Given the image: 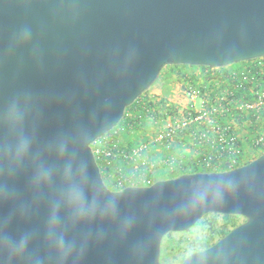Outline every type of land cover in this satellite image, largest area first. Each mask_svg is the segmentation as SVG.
Here are the masks:
<instances>
[{"label":"water","instance_id":"obj_1","mask_svg":"<svg viewBox=\"0 0 264 264\" xmlns=\"http://www.w3.org/2000/svg\"><path fill=\"white\" fill-rule=\"evenodd\" d=\"M263 57L264 0H0V264H161L209 214L181 264H264V154L115 191L92 148L165 67Z\"/></svg>","mask_w":264,"mask_h":264},{"label":"built area","instance_id":"obj_2","mask_svg":"<svg viewBox=\"0 0 264 264\" xmlns=\"http://www.w3.org/2000/svg\"><path fill=\"white\" fill-rule=\"evenodd\" d=\"M187 83L183 89L185 102L167 103V108L174 109L163 112V118L154 121L167 123V127L160 131L158 140L172 146L188 139L199 149L201 156L189 165L186 171L189 173L206 170L224 172L247 164V154L242 148L238 129L246 124L252 125L256 131L254 149L262 150L264 128L256 130L255 123L264 120V57L246 62L237 70L202 69L192 83ZM240 114L246 117L240 119ZM124 130L125 127L121 125L110 136H103L92 145L95 157L105 156L110 169L118 157L138 159L148 148L143 144L135 147L130 154H123L117 140ZM143 165L150 171L154 169L148 162ZM154 182L148 180L144 185H139L118 170L111 189L118 191L128 186H150Z\"/></svg>","mask_w":264,"mask_h":264},{"label":"crops","instance_id":"obj_3","mask_svg":"<svg viewBox=\"0 0 264 264\" xmlns=\"http://www.w3.org/2000/svg\"><path fill=\"white\" fill-rule=\"evenodd\" d=\"M243 64H234L227 69L237 70L242 68ZM195 67V66H194ZM225 69V70H227ZM188 72L184 74L194 75L202 69H186ZM175 71V70H174ZM172 70L167 71L164 76L149 90V96H156L162 99H168L169 104L177 102L184 103V87L188 84L185 79H182V74H176ZM167 93L165 92V88ZM255 129L261 130L264 128V120L255 123ZM167 127V123L154 122L147 120L140 129H135L130 132L125 130L120 134L117 144L120 151L125 155L140 145L146 144L148 148L142 153L141 158L129 159L125 156L118 157L114 162V167L110 170V179L107 183L110 187L114 184V175L118 170L129 176L134 182L139 185H144L148 180L158 181L172 179L182 172L188 171L189 165L201 156L198 148H196L188 139L168 146L158 140L160 131ZM241 145L246 155L247 163L256 159L261 150L254 149L253 141L256 131L252 129V125L246 124L241 129H238ZM256 157V158H255ZM144 162H148L154 166L150 171Z\"/></svg>","mask_w":264,"mask_h":264},{"label":"trees","instance_id":"obj_4","mask_svg":"<svg viewBox=\"0 0 264 264\" xmlns=\"http://www.w3.org/2000/svg\"><path fill=\"white\" fill-rule=\"evenodd\" d=\"M243 64H246L243 63ZM212 69V67H194V66H167L163 69L159 79L165 75L167 71H174L176 74H182L185 81L192 83L193 79H195L198 75L196 72L192 77L186 76L184 72H188L186 69ZM227 69V68H224ZM167 87L165 88V92L167 93ZM168 99H162L159 97L149 96V91L145 92L136 102L126 109L125 117L117 126L123 125L125 127L126 132H130L135 129H140L142 125L145 124L147 120L155 121L157 119H162L163 112H167L172 108H167ZM240 119L245 118V114L238 115ZM115 127L111 132L107 133L104 137L110 136L115 130ZM119 138V137H118ZM117 139V138H116ZM262 155L264 154V146L261 148ZM258 156V157H259ZM256 158V157H255ZM98 165L101 169L104 181L106 185L111 189L110 185L107 183L106 179L110 175V167L108 166L109 160L105 158V156L97 157ZM195 172V171H194ZM205 172H212V170H206ZM189 173V172H182ZM179 176V175H178ZM177 177V176H176ZM219 214H209L201 219L194 227H200L204 230V234L202 237L196 238L194 241L189 242L188 240H177L174 238V233H169L166 235V241L162 243V264H181L190 254L207 249L218 242L221 238L228 234L231 228L237 226L239 224L238 216L231 215H221L223 217L222 221H218L216 216ZM182 241V242H181ZM187 243V245H185Z\"/></svg>","mask_w":264,"mask_h":264},{"label":"rangeland","instance_id":"obj_5","mask_svg":"<svg viewBox=\"0 0 264 264\" xmlns=\"http://www.w3.org/2000/svg\"><path fill=\"white\" fill-rule=\"evenodd\" d=\"M237 65V64H236ZM218 221H222L223 217L221 216V214L216 216ZM240 221H244V219L239 218V222ZM204 230H202L200 227H193L192 229H190L187 232H176L173 234L174 238H176L177 240H188L189 242L194 241L196 238L198 237H202L204 232ZM166 236L163 239V243L166 241ZM181 241V242H182ZM185 245H187V243H185ZM161 264H162V253H161Z\"/></svg>","mask_w":264,"mask_h":264},{"label":"flooded vegetation","instance_id":"obj_6","mask_svg":"<svg viewBox=\"0 0 264 264\" xmlns=\"http://www.w3.org/2000/svg\"><path fill=\"white\" fill-rule=\"evenodd\" d=\"M238 217L244 219V221H245V218H244V217H242V216H238ZM244 221H240L239 224H238L237 226H239L240 224H242ZM237 226H235V227H237ZM235 227L231 228L230 231H231L232 229H234ZM230 231H229V232H230ZM229 232H228V233H229Z\"/></svg>","mask_w":264,"mask_h":264}]
</instances>
